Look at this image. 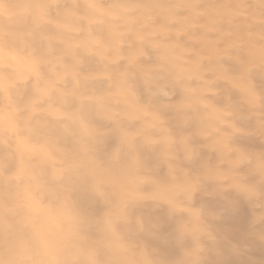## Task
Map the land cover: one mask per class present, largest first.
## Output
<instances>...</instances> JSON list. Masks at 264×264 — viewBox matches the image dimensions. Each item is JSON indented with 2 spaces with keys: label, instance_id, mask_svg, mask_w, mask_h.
<instances>
[{
  "label": "rangeland",
  "instance_id": "rangeland-1",
  "mask_svg": "<svg viewBox=\"0 0 264 264\" xmlns=\"http://www.w3.org/2000/svg\"><path fill=\"white\" fill-rule=\"evenodd\" d=\"M262 237L264 0H0V264H264Z\"/></svg>",
  "mask_w": 264,
  "mask_h": 264
},
{
  "label": "snow or ice",
  "instance_id": "snow-or-ice-1",
  "mask_svg": "<svg viewBox=\"0 0 264 264\" xmlns=\"http://www.w3.org/2000/svg\"><path fill=\"white\" fill-rule=\"evenodd\" d=\"M262 238H264V237H262ZM190 264H194V262H190Z\"/></svg>",
  "mask_w": 264,
  "mask_h": 264
},
{
  "label": "bare ground",
  "instance_id": "bare-ground-1",
  "mask_svg": "<svg viewBox=\"0 0 264 264\" xmlns=\"http://www.w3.org/2000/svg\"><path fill=\"white\" fill-rule=\"evenodd\" d=\"M46 251V250H45Z\"/></svg>",
  "mask_w": 264,
  "mask_h": 264
}]
</instances>
